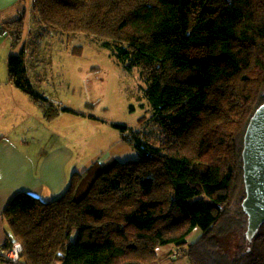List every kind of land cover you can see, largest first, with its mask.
I'll use <instances>...</instances> for the list:
<instances>
[{
	"label": "trees",
	"instance_id": "1",
	"mask_svg": "<svg viewBox=\"0 0 264 264\" xmlns=\"http://www.w3.org/2000/svg\"><path fill=\"white\" fill-rule=\"evenodd\" d=\"M21 2L24 13L2 24L20 49L8 72L48 119L58 111L32 82L27 49L34 66L45 34H84L124 67H138L155 127L113 123L139 157L114 158L94 178L76 173L50 201L14 195L3 247L20 243L17 264H155L156 249L169 244L189 264H264V222L249 241L242 208L244 134L264 103V0ZM28 2L34 29L24 40ZM233 230L240 244L229 254L217 234Z\"/></svg>",
	"mask_w": 264,
	"mask_h": 264
},
{
	"label": "rangeland",
	"instance_id": "2",
	"mask_svg": "<svg viewBox=\"0 0 264 264\" xmlns=\"http://www.w3.org/2000/svg\"><path fill=\"white\" fill-rule=\"evenodd\" d=\"M25 20L24 40H28L29 32L34 29L31 11L27 12ZM5 47L0 46V50L1 53L5 50L7 58L11 52L20 50L11 44ZM76 47L81 49L78 54L74 53ZM34 49L36 65L33 66L30 48L26 55L28 67L32 65V82L54 102L58 115L62 107L71 110V114L62 112L61 116L57 115L55 124L49 126L55 149L71 150L74 163L70 162V180L74 174L86 170L89 177L94 178L114 158L126 161L139 157L136 148L124 141V134L129 133H122L113 126V123L125 124L141 132L155 127L151 123V107L143 94L146 83L138 67H124L109 49L90 42L84 34L71 37L51 32L42 36ZM44 143H48L47 140ZM76 164L79 170H73ZM200 232L197 227L188 236V241L193 242ZM238 234V230L217 234L224 251L233 254L237 250L240 244ZM161 249V246L156 249L155 264L159 260H164V264L184 263L181 259L186 257L164 259L166 253ZM175 253L179 257L184 255V250L176 248Z\"/></svg>",
	"mask_w": 264,
	"mask_h": 264
},
{
	"label": "crops",
	"instance_id": "3",
	"mask_svg": "<svg viewBox=\"0 0 264 264\" xmlns=\"http://www.w3.org/2000/svg\"><path fill=\"white\" fill-rule=\"evenodd\" d=\"M30 3H27L26 15L30 11ZM24 11L21 0H0V46L3 48L11 44V39L2 29V24L18 18ZM56 118L48 119L44 108L11 81L8 58L5 50L2 53L0 50V247L4 246L10 230L3 214L14 195L27 192L50 201L62 195L68 186L72 173L70 162L74 163V159L71 150H56L53 145L49 126L55 124ZM45 140L48 143H44ZM74 169L80 168L76 164ZM161 248L162 253H166L164 259L185 257L182 254L174 256L176 248L171 244ZM181 260L184 261L182 264H189L187 257ZM161 261L158 264H164V260Z\"/></svg>",
	"mask_w": 264,
	"mask_h": 264
},
{
	"label": "water",
	"instance_id": "4",
	"mask_svg": "<svg viewBox=\"0 0 264 264\" xmlns=\"http://www.w3.org/2000/svg\"><path fill=\"white\" fill-rule=\"evenodd\" d=\"M242 157L246 193L242 208L248 216L246 236L252 241L264 222V103L249 120Z\"/></svg>",
	"mask_w": 264,
	"mask_h": 264
},
{
	"label": "built area",
	"instance_id": "5",
	"mask_svg": "<svg viewBox=\"0 0 264 264\" xmlns=\"http://www.w3.org/2000/svg\"><path fill=\"white\" fill-rule=\"evenodd\" d=\"M21 248L22 247L18 241L12 240L9 248H5L3 246L0 247V258L16 264L19 261Z\"/></svg>",
	"mask_w": 264,
	"mask_h": 264
},
{
	"label": "clouds",
	"instance_id": "6",
	"mask_svg": "<svg viewBox=\"0 0 264 264\" xmlns=\"http://www.w3.org/2000/svg\"><path fill=\"white\" fill-rule=\"evenodd\" d=\"M176 254H177V253H175V251H174V256H176ZM16 264H17V263H16Z\"/></svg>",
	"mask_w": 264,
	"mask_h": 264
}]
</instances>
